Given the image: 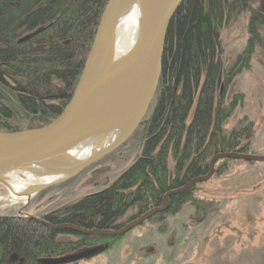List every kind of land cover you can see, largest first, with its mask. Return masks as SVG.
<instances>
[{
    "label": "trees",
    "instance_id": "16d2710c",
    "mask_svg": "<svg viewBox=\"0 0 264 264\" xmlns=\"http://www.w3.org/2000/svg\"><path fill=\"white\" fill-rule=\"evenodd\" d=\"M107 1L0 0V132L39 129L61 114ZM246 13L248 40L226 67L221 31ZM263 28L264 14L252 8L251 0H184L167 29L152 105L134 134L113 152L117 160L134 153L132 162L98 191L64 204L59 200L68 191L57 196L58 206L43 215L1 214L0 264H48L77 255L102 238L52 228L118 229L128 216L157 207L167 192L205 175L214 155L248 154L251 125L224 131L243 95H233L227 103L225 93L237 74L249 68L255 49L264 48ZM227 163H216L215 175L224 174ZM195 186L169 198L166 212L176 215L186 204L205 214L212 211L214 202L193 198Z\"/></svg>",
    "mask_w": 264,
    "mask_h": 264
},
{
    "label": "water",
    "instance_id": "95a60500",
    "mask_svg": "<svg viewBox=\"0 0 264 264\" xmlns=\"http://www.w3.org/2000/svg\"><path fill=\"white\" fill-rule=\"evenodd\" d=\"M183 1H107L97 22L93 43L78 84L61 114L39 129L0 132V186L11 190L10 171L21 172L42 181L31 185L28 193L16 195L29 201L46 189L76 178L128 141L152 105L161 73L167 29ZM134 3H140L142 9L138 38L129 52L115 58L113 43L117 22ZM88 147L95 149L85 157L75 156ZM222 160L264 163V156L239 152L214 155L205 175L167 192L161 198L159 207L149 209L118 230H85L74 226L52 229L83 236L121 237L156 214L165 213L172 196L209 181L214 175L215 164ZM92 255L77 253L45 263L73 264Z\"/></svg>",
    "mask_w": 264,
    "mask_h": 264
},
{
    "label": "rangeland",
    "instance_id": "374dc122",
    "mask_svg": "<svg viewBox=\"0 0 264 264\" xmlns=\"http://www.w3.org/2000/svg\"><path fill=\"white\" fill-rule=\"evenodd\" d=\"M251 6L262 10L264 0H251ZM247 19V13L237 16L221 31V61L226 67L233 65L248 40ZM261 36L264 38V28ZM226 90L225 102L237 94L243 95V101L227 120L224 131L251 125L247 153L264 156V48L255 49L249 68L237 74ZM115 158L111 153L71 183L65 182L68 184L62 189L36 194L29 201L11 198L8 190L0 186V215H43L58 206L55 203L64 192L68 191L67 198L59 200V204L98 191L129 166L134 153H128L123 160ZM226 165L224 174L217 176L214 171L212 178L197 184L193 192L195 199L214 202L212 211L205 214L186 204L178 214L162 222L156 220L134 228L119 251L76 264H264V163L228 160ZM135 239L140 243L149 241L155 252L148 249L130 253L125 245Z\"/></svg>",
    "mask_w": 264,
    "mask_h": 264
},
{
    "label": "bare ground",
    "instance_id": "6f19581e",
    "mask_svg": "<svg viewBox=\"0 0 264 264\" xmlns=\"http://www.w3.org/2000/svg\"><path fill=\"white\" fill-rule=\"evenodd\" d=\"M142 21V9L140 3H134L129 10L118 20L116 27V37L113 43V53L115 58H119L125 55L131 50L135 44ZM93 149L88 147L86 149L80 150L76 157H85L89 155ZM9 174V184L11 190L8 191V195L14 198H18L16 195H22L23 193H28L29 187L34 184L43 183L35 178H32L23 173H16L15 171H10ZM15 195V196H14ZM20 198V196H19Z\"/></svg>",
    "mask_w": 264,
    "mask_h": 264
},
{
    "label": "flooded vegetation",
    "instance_id": "af4514ba",
    "mask_svg": "<svg viewBox=\"0 0 264 264\" xmlns=\"http://www.w3.org/2000/svg\"><path fill=\"white\" fill-rule=\"evenodd\" d=\"M259 11L264 14V8L262 10H259ZM157 207H159V205ZM153 208H155V207H153ZM146 212L138 215L135 218H130L131 216L130 217L128 216L127 217L128 219L126 218L127 221L125 223H123L120 227L124 226L125 224L129 223L130 221H134V220L138 219L141 215L145 214ZM168 216H171V214L169 212H165V213H161V214H156L153 217H155L157 219V221L162 222ZM153 217L151 219H149V221H146L145 223L141 224L140 226H143L146 223L156 222V220H154ZM140 226H138V228ZM120 227H118V228H120ZM114 230H118V229H114ZM128 233H130V231H128ZM128 233H126L125 235H123L121 237H115V238H105V237L103 238V237H101L102 239L96 241L94 244H90L89 246L85 247L84 251H82V252H85V253H90V252H93V251L97 252L96 255L90 256L89 258H87L85 260H91V259H93V258H95V257H97L99 255L105 254L107 252H111L112 250H118L119 251V249L121 248L120 246L123 245L122 242H123L124 238L128 235ZM138 238H143V237H138ZM147 239H149V236H147ZM135 241L136 242L130 241L129 243H127V245H125L126 247H128L130 249V253L137 254V253H140L142 251H146L148 249L152 253L155 252L154 251L155 249H153V247H151V245H149V243H150L149 241H147L145 243H140L136 239H135ZM137 244L139 246H137Z\"/></svg>",
    "mask_w": 264,
    "mask_h": 264
}]
</instances>
